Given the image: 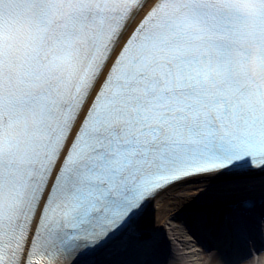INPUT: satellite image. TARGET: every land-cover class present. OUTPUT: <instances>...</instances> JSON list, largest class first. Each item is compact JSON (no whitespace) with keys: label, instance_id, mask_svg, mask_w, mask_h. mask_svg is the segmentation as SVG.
Here are the masks:
<instances>
[{"label":"snow or ice","instance_id":"1","mask_svg":"<svg viewBox=\"0 0 264 264\" xmlns=\"http://www.w3.org/2000/svg\"><path fill=\"white\" fill-rule=\"evenodd\" d=\"M180 182L264 235V0H0V264H158Z\"/></svg>","mask_w":264,"mask_h":264},{"label":"bare ground","instance_id":"2","mask_svg":"<svg viewBox=\"0 0 264 264\" xmlns=\"http://www.w3.org/2000/svg\"><path fill=\"white\" fill-rule=\"evenodd\" d=\"M202 187L203 185H200L198 188L193 184H177L159 194L155 199L153 204L154 211L150 215L151 224L154 228L158 229L157 236L159 241L167 242L171 249V254L167 258L164 253L160 252L158 256L160 259L159 264H199L203 259L200 253H193L195 249L191 245L192 240L184 237L183 232L186 226L184 227L183 219L178 222L176 221L180 210L188 206L191 207V204H193L188 198L196 196ZM220 207L222 210H226L224 205ZM213 237L219 238L222 241L221 243H228L230 247L229 253L231 254L237 255L240 251L244 252L246 250L244 247H237L238 240L236 238L233 242H230L232 238L224 237L214 228ZM221 251L217 253L218 258L216 256V258L214 257L211 260L207 255L205 257L208 258L210 264H225L224 260L221 259L223 255ZM236 264H264V253H259L257 256L253 255L249 260L240 261Z\"/></svg>","mask_w":264,"mask_h":264},{"label":"water","instance_id":"3","mask_svg":"<svg viewBox=\"0 0 264 264\" xmlns=\"http://www.w3.org/2000/svg\"><path fill=\"white\" fill-rule=\"evenodd\" d=\"M160 247H161L162 249H165L166 251L168 250V249H167V243H166V242L162 243V244L160 245Z\"/></svg>","mask_w":264,"mask_h":264},{"label":"rangeland","instance_id":"4","mask_svg":"<svg viewBox=\"0 0 264 264\" xmlns=\"http://www.w3.org/2000/svg\"><path fill=\"white\" fill-rule=\"evenodd\" d=\"M203 256H204V255H203ZM213 257H214V256H213ZM215 258H216V257H215ZM205 261H208V258H206ZM203 263H204V261H203ZM206 263H207V262H206ZM207 264H208V263H207Z\"/></svg>","mask_w":264,"mask_h":264}]
</instances>
